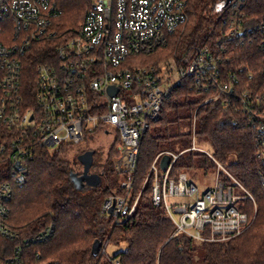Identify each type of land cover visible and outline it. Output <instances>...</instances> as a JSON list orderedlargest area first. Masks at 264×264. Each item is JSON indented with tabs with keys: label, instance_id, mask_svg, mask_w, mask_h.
<instances>
[{
	"label": "built area",
	"instance_id": "2783aa9c",
	"mask_svg": "<svg viewBox=\"0 0 264 264\" xmlns=\"http://www.w3.org/2000/svg\"><path fill=\"white\" fill-rule=\"evenodd\" d=\"M211 2L221 26L218 36L209 34L215 43L190 44L159 66H139L135 56L167 47L188 22L187 0H93L81 24L65 29L59 23L63 11L52 0H0V165L8 175L0 182V239L19 237L8 222L9 203L13 185L27 183L28 161L36 150L75 145L100 131L120 137L114 168L128 190L125 196H108L101 211L114 224L126 221L139 199L128 206L140 142L184 80L206 94L204 103L221 99L236 112L234 124L254 133L264 191V12H249L251 0ZM247 44L260 50L249 58L254 65L226 67L232 59L229 46ZM111 87L116 94H110ZM196 137L194 131L189 147L156 157L150 169L152 199L173 222L172 237L226 241L253 224L258 204ZM187 151H202L215 161L211 187L202 190L186 172L172 176L174 163ZM164 155L170 156L165 170L160 166ZM244 201L252 202L251 212L240 207ZM54 234L49 225L24 237L3 264L29 263L26 246L45 243ZM106 253L105 245L101 255Z\"/></svg>",
	"mask_w": 264,
	"mask_h": 264
},
{
	"label": "trees",
	"instance_id": "16d2710c",
	"mask_svg": "<svg viewBox=\"0 0 264 264\" xmlns=\"http://www.w3.org/2000/svg\"><path fill=\"white\" fill-rule=\"evenodd\" d=\"M52 1L63 11L59 18L62 29L79 26L93 4V0ZM187 4L189 20L182 28L183 32L175 33L167 47L135 56L139 66H159L170 57L182 54L190 44L215 43L209 34L212 31L218 36L221 31L217 7L211 0H187ZM247 10L264 12V0H251ZM229 50L232 59L226 67L241 63L253 66L254 62L249 58L259 49L247 44L229 46ZM142 59L145 60L143 64ZM205 99L206 94L195 88L191 80H184L164 101L160 119L150 124L140 142L128 206L137 197L139 199L133 214L122 223L114 224V218L101 211L108 196L128 193L122 187V176L114 168L115 159L120 155L117 149L120 137L116 132L108 134L113 137V144L103 160L98 158L99 148L89 146L100 133H90L78 144L53 151L38 148L28 161L27 183L13 185L8 222L19 237L14 241L0 239V264L24 237L49 225L55 227L52 239L25 248L30 264H195V240L183 234L172 237L173 222L165 208L155 205L152 199L154 179L144 184L156 157L164 151L179 152L189 147L194 131L200 141L210 145L214 157L254 194L258 204L256 218L245 232L226 241L201 242L204 263L264 264V191L254 133L234 124L236 112L221 99L204 103ZM71 150L77 151L73 159L68 157ZM88 150L94 151L91 171L100 173L102 181L96 187L76 189L70 174H82L78 156ZM215 167V161L206 153L187 151L174 163L172 176L197 168L208 171ZM6 171L5 165H0V182L8 180ZM244 202L245 205L240 207L251 212L252 202ZM95 241L102 243L101 249L109 242L125 243L126 249L113 257L94 256L92 246Z\"/></svg>",
	"mask_w": 264,
	"mask_h": 264
},
{
	"label": "rangeland",
	"instance_id": "374dc122",
	"mask_svg": "<svg viewBox=\"0 0 264 264\" xmlns=\"http://www.w3.org/2000/svg\"><path fill=\"white\" fill-rule=\"evenodd\" d=\"M182 32H183V30L181 31V33ZM178 34H180V32ZM144 61L145 60L142 59L141 60V64H143ZM136 65H140L139 62L136 61ZM97 133H100V134H98V135L96 134L94 136L95 138L92 139L93 142H91L89 144V146H93V147L99 148V150H98V158H100V160L101 159L103 160L106 157V154H107V152L110 149V146L113 144V137L109 136L107 134H104L103 131H100V132H97ZM196 136H197L196 137V142H197L198 146L200 148H202V149L208 150L214 156V153H213L210 145L207 142L200 141L197 133H196ZM198 152H202V151H198ZM76 153H77L76 150H71L68 153V157L73 159L75 157ZM217 170H218L217 167H215L213 169H210L208 171H205L204 169L197 168V169H194V170L186 172V173L188 174L189 178L197 186H199L202 190H205V189L211 187L215 183V176H216ZM149 179H154L153 175L150 174V171L148 173V176H147L144 184ZM105 245L107 247L106 255L111 256V257H113L115 254H117V253H119V252H121V251L126 249V244L125 243L114 244L113 242H109V243H106ZM194 245H195V248H196V251H195V264H205L204 261H203L204 260V252H203V249H202L201 242L200 241H194ZM102 250H103V248L100 250V254H99L100 256H101Z\"/></svg>",
	"mask_w": 264,
	"mask_h": 264
},
{
	"label": "water",
	"instance_id": "95a60500",
	"mask_svg": "<svg viewBox=\"0 0 264 264\" xmlns=\"http://www.w3.org/2000/svg\"><path fill=\"white\" fill-rule=\"evenodd\" d=\"M230 1V0H228ZM117 88L111 87L109 92L111 95L117 93ZM79 162L83 166L82 174H78L76 172H72L70 174L71 180L74 183L76 189H83L85 187H96L102 181V175L98 172H91L93 163H94V151L88 150L78 156ZM170 162V156L164 155L161 159L160 166L163 170L166 169L167 165ZM102 247V243L100 241H95L92 246V254L94 256H98Z\"/></svg>",
	"mask_w": 264,
	"mask_h": 264
},
{
	"label": "flooded vegetation",
	"instance_id": "af4514ba",
	"mask_svg": "<svg viewBox=\"0 0 264 264\" xmlns=\"http://www.w3.org/2000/svg\"><path fill=\"white\" fill-rule=\"evenodd\" d=\"M80 165H81L80 167H81V168H83V166H82V164H81V163H80ZM91 172H93V170H92Z\"/></svg>",
	"mask_w": 264,
	"mask_h": 264
}]
</instances>
